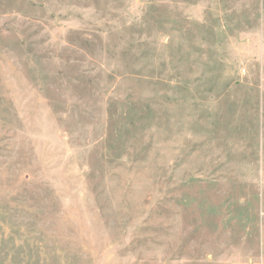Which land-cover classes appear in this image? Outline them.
Returning <instances> with one entry per match:
<instances>
[{"label":"rangeland","instance_id":"1","mask_svg":"<svg viewBox=\"0 0 264 264\" xmlns=\"http://www.w3.org/2000/svg\"><path fill=\"white\" fill-rule=\"evenodd\" d=\"M264 264V0H0V264Z\"/></svg>","mask_w":264,"mask_h":264},{"label":"crops","instance_id":"2","mask_svg":"<svg viewBox=\"0 0 264 264\" xmlns=\"http://www.w3.org/2000/svg\"><path fill=\"white\" fill-rule=\"evenodd\" d=\"M236 264H261L260 262L236 263Z\"/></svg>","mask_w":264,"mask_h":264}]
</instances>
